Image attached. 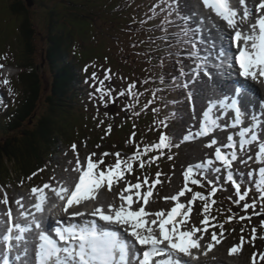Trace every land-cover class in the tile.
<instances>
[{"label":"snow or ice","instance_id":"1","mask_svg":"<svg viewBox=\"0 0 264 264\" xmlns=\"http://www.w3.org/2000/svg\"><path fill=\"white\" fill-rule=\"evenodd\" d=\"M199 2L215 17L223 21L226 29L230 30L228 35L236 47V52L233 53L228 66H238L236 67L238 75L243 77L245 82L249 79L259 82L264 78V0H254L255 7L251 12L247 7V0H199ZM169 7L171 8V5ZM177 14L179 13L177 12ZM181 19L187 21L190 16H182ZM166 23H171V21L166 19ZM245 25L247 28L244 27ZM181 31L182 37H187L189 32L195 35L199 29L193 30L186 25ZM192 48H196L195 43H192ZM190 55L200 61L192 70L193 75L190 77L192 82L195 83L201 74L212 80V73L207 68V58H201L196 51L191 52ZM220 56H224V53L221 52ZM219 66L217 65V67ZM2 67L3 65H0V68ZM181 75H185L183 69H181ZM105 78H108L107 74ZM90 79L97 81L95 72L92 73ZM98 83L102 86L104 80H99ZM3 84L8 85L9 81L5 79ZM94 87L93 95L98 94L100 102H103L106 96L112 95L110 90L105 91L102 87ZM134 87L135 85H130L127 94L138 99L137 94L132 91ZM183 87L188 88V84H184ZM119 95L124 96L125 92H121ZM153 95L155 94L153 93ZM187 98L191 101V91L188 92ZM253 102L243 84L240 87H233V98L230 100L210 99L207 108L202 112L198 129L195 132L189 130L182 137L183 142H192L196 138L210 136L216 129L223 130L226 127L236 129L243 125L244 114ZM131 107L134 108L135 105L133 104ZM221 109L227 110L225 115L234 113L230 125L225 123L222 126L219 123L220 115L213 116L214 110L218 112ZM153 111L156 110L153 109ZM135 114L139 115V112ZM173 115L175 114L173 113ZM161 124L167 126L165 121H161ZM261 127L257 118L252 116V122L248 126L239 127L238 141L230 134L227 136V143L214 148V159L209 158L195 165H189L183 172L184 188L170 198L165 197V199L177 201L175 206L167 212L163 210L154 213L146 211V205L149 203V198L152 197L153 189L161 183L160 172L156 173V179L151 184L147 177L142 182L137 177L138 182L130 183L125 180V172L133 171V161L139 160L141 155H147L154 149L160 150V155H164V149L179 147V144L173 143L170 136L161 134L159 142L150 146L146 145L143 152L137 145V151L126 159H122L121 153L117 152L114 164H105L104 158L110 155L107 152L98 159H94L96 153H91L83 163L77 155L72 171L78 175L70 184L68 181H57V187L45 183L42 186L31 188L33 200L31 207L35 210L34 212L25 209V205L22 203L23 197H21L15 200V204L18 205L16 209L18 215L14 216L13 209L9 207L7 193L5 192L3 198H0V204L5 206L4 210L0 211V261L2 264H12L14 256V260L19 264H191V260L198 259L193 250L200 252L202 247H205L201 241L204 240V233L209 231L210 219H215L210 216L212 205L216 203L211 197L215 196L218 189L212 187L207 195L193 192L188 187L189 181L193 185L203 187L199 177L207 169H213L217 173L224 171L226 181L234 189V196L230 199L241 205L245 211L256 209L259 201L260 213L258 214H264V138L256 131ZM108 131H111V126ZM132 135L134 137L135 133ZM217 144V138H212L205 147L212 149ZM253 144L258 149L255 152L254 161L260 165L258 168L259 180L258 182L253 181L255 189L245 188L234 174L235 162L239 160V163L247 165L248 160H253V156L248 155V152L251 151L250 146ZM76 147L75 144L72 145L74 151ZM222 148L230 151H222ZM240 153L244 155L241 156ZM158 158L154 156L152 161ZM168 159H172V157L168 156ZM217 162L219 166H217ZM146 163L150 164L151 161L140 160L139 168L144 169ZM101 165L104 167L101 168ZM247 175L252 176L253 173L249 172ZM53 179L55 178L53 177ZM120 181L125 182V187L118 193L119 205L99 203L98 193L100 190L106 186L107 191L111 192L113 185ZM208 182L212 183V181ZM144 185L148 186L147 190L141 193V188ZM46 190L53 193L62 202V211L69 221L80 218L82 222H69L65 226H58L55 228L54 236L41 229V222L37 218V214L42 215L45 212V205L49 201ZM185 190L192 193L191 198L187 201V206L179 202L180 198L185 196ZM250 193H254V196H250ZM133 196L136 197L135 200ZM249 199L251 202H248ZM197 200L203 202L201 213L203 219L200 221L203 227L189 224V215L193 211L191 205ZM85 202L91 204V210L82 207ZM134 204L137 207L134 208ZM21 209L25 210L21 211ZM70 209L74 210L69 211ZM177 217L181 218L178 220ZM232 219L234 217L229 216L227 221ZM239 219L242 221L245 217L241 215ZM113 226L122 228L127 238H124L120 231L114 230ZM212 227H219L221 229L219 235L223 236V224L218 223ZM261 227L264 228V222L261 223ZM34 229L37 230L35 239L38 240V243L32 246L30 254L28 234L32 233ZM256 231V228L251 229L252 240L256 238ZM210 239L217 245L221 243L216 231L210 233ZM244 243V237L241 236L240 243L230 247L229 255L239 253ZM213 247V243H207L201 254L207 255V252L211 251ZM185 257L189 259L185 260ZM258 259L264 262V253L254 252L251 264H257Z\"/></svg>","mask_w":264,"mask_h":264},{"label":"rangeland","instance_id":"2","mask_svg":"<svg viewBox=\"0 0 264 264\" xmlns=\"http://www.w3.org/2000/svg\"><path fill=\"white\" fill-rule=\"evenodd\" d=\"M15 1L16 0H0V52L1 54H7L9 56H14V53L12 52H15L17 56V47H19L20 51V46L17 44H19V41L21 40L20 32L22 30L20 31L19 29L22 17L16 16L13 13V5L15 4ZM22 1H25L26 3V0H18L17 4L21 3ZM60 1L62 2V0ZM56 2L57 0H48V6H46L44 5L43 1L39 0L36 4H33L30 7L26 5L25 7L28 10L30 20L34 24V29L37 32L36 39H34L35 53L30 57L34 60L35 64L38 63V66L43 69L42 73H45V69L48 68V64L41 55L50 39L49 37L51 36V33H49V25L51 24V21H54V16L47 15L48 10L54 5L56 6ZM151 2L152 0L149 1V3ZM183 2L186 5L180 4L174 6L171 3V0H154L153 7L147 5L145 0L135 1L136 5L140 7H148V12L154 13V42H158V44L154 43V50L151 49L147 51L145 48V51H147L146 55H149L150 58H154V63H156V66L154 65L153 80L158 81V83L155 84L158 88L154 91L155 95H151L143 90L144 85L142 83L144 81V75L137 74V77L129 76V78H124L123 76L117 77L116 75V71L120 68V60L117 56L119 46L116 43L108 41L107 38L116 41L118 37V41L123 47L124 51L127 52L129 50L134 52L137 49L136 46L139 44V36L137 38L129 37L127 42L125 36L119 35L117 33L119 32V29L116 27L106 29V24L99 25L98 29L94 28L93 25L88 26L89 24H93L92 22H89L87 26L78 24L80 22H74L70 26V30H72L74 27L76 30L75 36L73 38V40H75V38L76 40L73 42L70 48L71 54L76 55L77 58L80 59V62L77 63L81 66L82 73H84L85 68H87V71L85 72L88 73V75L85 77L84 85L87 87V89H91L94 92V86L102 87V89L105 91L110 90L112 95L106 96L105 100L100 102L98 100V94H95L94 96V93H87L90 95V99L78 105V107H76L74 110L76 113L74 114L73 121L78 123L77 126H75V137L77 139H82L75 144L77 146L76 150L74 151L72 149V144L70 143L71 141L63 143L60 139L55 151V153H58L55 155V157L54 155H51L52 160L48 161L49 167H46L45 171H37L35 175L40 177L47 171L50 176L52 175V179L49 178L46 180L47 183H50L53 187H57V181H65V179L69 176L68 173L73 168L72 164L75 162L77 155L83 163L91 153H96V157H94V159H98L103 154L104 150H111L110 155L104 158L105 164H114L116 160L115 153L117 152L121 153L122 159L132 156L137 151V145H139L141 152H143V149L146 145L150 146L159 142V137L155 136L159 129L158 117L162 112L167 113V111H170V103L173 107V111L170 113L172 115L173 113L175 114L172 116V119L175 124L179 123L178 134L172 135V133H170V131L160 123V126L162 127L160 129L161 134H167L168 131L167 135L170 136L174 142L176 139L182 138L184 135H186L189 130L196 128L195 124H197L198 113H195V108L199 106L201 108L203 107L199 100L200 83H198V88L195 89V83L199 79L197 78L198 80H196L195 83H193L191 79L189 82H186V78L183 81L178 82V79H176V75L173 72L174 70H172L170 67V65L173 64V60L184 64V62H189V58H186V55H189L194 50L199 53L197 46L195 49H193L192 44H189L187 37H182L181 31L183 28H185L184 24H187L188 22V20L185 21L181 19V14L185 10V16H189V12H192L193 7L196 6L194 3L198 4L199 0H183ZM94 3L97 2L94 1ZM100 3H103V1ZM188 4H190V6H188ZM169 5H171V8ZM19 7H21V5H19ZM128 7L131 8L130 6ZM135 10L138 11L140 9L135 8ZM169 12H171V15H169ZM177 12L179 14H177ZM144 14H147V12H144ZM166 19L168 21L172 20L171 23H166ZM82 25L85 29L88 28L86 29L85 33L82 30ZM165 29H167V31H165ZM92 30L93 32H91ZM135 30H137V28H135ZM89 32L91 33L89 34ZM98 32L100 33L98 34ZM229 41H231V39ZM168 55H171L175 58H172ZM132 57L136 58L138 56ZM177 57H180V59ZM77 58L75 59L77 60ZM143 60L147 61L145 58H143ZM164 61L166 64L163 63ZM11 62L12 60L0 55V65H3V67L0 68V97L3 95L4 98L9 100V102H5L6 105L3 104L2 107L4 109H7L6 106H9L15 101L22 102L24 93L23 87L20 85V81H17V79L19 80L20 78L18 75L21 73V71L18 69L17 73L14 75H9L5 72L4 65ZM123 66H126L127 75H133L135 73V71L133 72V70L129 67L130 65L128 61L127 63H124ZM172 67L174 66L172 65ZM92 68L95 69V71L91 70ZM106 68H109V70L107 71ZM168 71L169 75L166 76ZM93 72H95L97 75V81L90 79ZM45 74H43V76L46 79ZM106 74L108 76L107 79L105 78ZM112 75H114L115 78ZM5 79L9 81L8 85L3 84ZM99 80H104V85H99ZM184 84H188V91L192 92V97L195 102H190L187 98L188 95L180 100V88L183 87ZM18 85L20 87H18ZM130 85H135L132 91L137 94L138 99L127 94V90L129 89ZM139 85L141 86L138 87ZM260 86L262 88L264 85L261 84ZM9 89H11V91H9ZM159 90L161 92H156ZM163 90H167L168 95H166ZM121 92H125V95L120 96L119 94ZM133 104L135 105L134 108L131 107ZM113 105H116L117 107V111L115 113L114 111L111 112V106ZM153 109L156 111H153ZM137 112H139V115L135 114ZM131 114L134 116L130 117ZM83 119L85 120L83 121ZM169 120L170 119L163 120L166 122L167 126L170 125ZM101 121H103V123H101ZM230 122L232 123L231 115ZM109 126H111L110 132L108 131ZM80 129L83 131H80ZM133 133H135L134 137L132 135ZM81 134H83V136H81ZM84 134H88V136L85 137ZM210 140L211 139H208L206 142H201L200 147L197 145L199 140L197 141L195 139L192 142H186V149H184L181 153H174L171 149H164V155H160V150L154 149L153 151L148 152L147 155H141L139 160L133 161V171L131 173L125 172V180L130 183H136L138 182L137 177H139L140 182H142L143 179L147 177L149 184H151L156 179V173L160 172L161 175L159 179L161 183L157 184L153 189V199L150 202V205L152 206L153 213L161 210L165 212L170 211L172 208V200L165 199V197L170 198L171 196L177 194L179 188H181V190L184 188L183 172L186 170L185 168L189 165H195L202 162L201 159L203 161L209 158L214 159V148L226 143L227 137L223 138L222 140L217 139L218 144L213 146L212 149L205 148V145ZM54 150H52V152H54ZM239 155L243 156V153H240ZM154 156L159 158L152 161V157ZM168 156H171L172 159H168ZM53 160L56 161L53 163ZM140 160L151 161V163H146L144 169H140ZM164 161L171 162L169 163ZM52 163L53 167L51 165ZM164 163H168L170 168H164ZM217 166H219V163H217ZM103 167L104 165H101V168ZM44 168L45 167H43V169ZM14 169H16V167H14ZM65 169H67V171H65ZM208 170L214 171L213 169ZM247 171L248 168L244 166V164L238 163L234 166V174H236V177L239 180L249 176L247 174L250 171ZM206 172L207 170L205 173ZM257 172L258 171H252L253 175L249 176L252 177L253 181V177ZM205 173L201 174L202 178L205 177ZM219 174L222 178V181L221 178L219 180V182H222V184H218L220 186V190L214 197H211V199L216 201L212 207L217 213H219V216L216 217V219H213L215 223H213V225H217L218 223L223 224V233L225 234L226 232L227 234L226 238H224V234L221 237L219 235L221 229H219V227L211 228L210 226L208 233H204V241L215 244V242L211 241L210 239V233L212 231H216L218 239L221 240V243L225 244V251L229 253L231 246L240 243L241 236L251 235V229L256 228V243L249 241L246 239V237L244 238V245H248L247 250L249 253H251V256L248 255L249 264H251L252 254L254 252L256 253L255 248H260V250L264 253V247H260L261 243H264V240H259L261 238L264 239V228L261 227V223L264 222V220L256 217L257 214L260 213L259 201L257 202L256 209H249L245 211L241 205L234 203L233 199H230V197L234 196V190L225 181L224 175L226 173L221 171ZM53 177L55 179H53ZM32 178L33 175H31V179L26 180L20 175V178L14 182L3 180V184L6 187H3L2 184H0V198H3V195L6 192L9 199V204H12L11 200H17L18 198H21V192L30 194L32 187L26 185L33 181ZM258 180L255 181L258 182ZM22 181H24V183H22ZM46 181H44V183L38 184H45ZM123 187H125L124 181L122 182V188ZM147 187V185L142 186L141 193L145 192ZM190 188L192 189L191 183ZM111 192L115 191L112 189ZM202 194L206 195L207 192ZM190 195L191 193L185 190V196L183 197L184 203L187 204V201L191 198ZM250 196H254V193H250ZM167 201H169V204H166ZM248 202H251V199H249ZM195 203L196 201L191 205L193 211L189 215V222L192 221L193 224H197V226H199L200 221L203 219V215L201 214L203 202L201 201L197 204ZM150 205H146V207H149ZM0 208H3L4 210L5 206L0 204ZM212 215L214 214H212L210 210V216ZM241 215L245 217V219L242 221L239 219ZM229 216L234 217V219L227 221ZM228 222L235 223L233 229L229 228V225L227 224ZM241 229H243V231H241ZM257 262L264 264V262L259 261V259Z\"/></svg>","mask_w":264,"mask_h":264},{"label":"trees","instance_id":"3","mask_svg":"<svg viewBox=\"0 0 264 264\" xmlns=\"http://www.w3.org/2000/svg\"><path fill=\"white\" fill-rule=\"evenodd\" d=\"M17 1L13 13L22 17L17 64L21 69L19 81L24 93L22 102L12 104L0 113V181L10 182L19 179L20 175L27 180L43 169L52 160L51 155L55 157L60 139L63 143L77 140L74 131L78 123L73 118L74 110L81 102L78 92L83 88L76 59L71 57L76 30L75 27L70 30V26L74 22L87 26L98 17L94 11L96 0H62L48 10L54 21L49 25L51 36L41 55L48 64L45 71L51 76L48 75L47 84L40 66L30 57L35 53L37 32L25 2L17 4ZM40 1L48 6V0ZM83 25L85 33L88 28Z\"/></svg>","mask_w":264,"mask_h":264},{"label":"bare ground","instance_id":"4","mask_svg":"<svg viewBox=\"0 0 264 264\" xmlns=\"http://www.w3.org/2000/svg\"><path fill=\"white\" fill-rule=\"evenodd\" d=\"M93 1L94 0H92V2ZM247 7H248L250 12L253 11L254 7H255L254 0H247ZM189 16H190V19H189L190 25H196L199 27V28H197V29H199V31L197 33V42L199 45L198 51L199 50L201 51L200 55H199L201 58H205L207 56V53H208V55L213 56L218 51V48L216 46L217 42L223 43L225 45V48L229 49L227 38L230 37L228 35V32L230 30L226 29L224 22L219 20V18L215 17L214 14L210 10L205 9L201 3H198L194 7L193 12L189 13ZM244 27L247 28V25H245ZM231 43H232V41H231ZM204 50L207 51V53H205ZM200 77H203L202 79L199 80V81H202L201 91H200L202 104L207 103L210 99L217 101L220 96H223L222 97L223 99H228V100L232 96L233 93H232V90L229 87V85L226 84L225 82H223L222 80H220L217 76H214L212 78V80H209L207 77L203 76V74H201ZM230 77H231V80H233V82H234L235 81L234 76L230 75ZM249 80L251 83L255 84L256 96L264 97V86L261 88V86L258 85V83H256V81H252L251 79H249ZM243 83L247 84V82H243ZM220 91H222L223 93H220ZM259 99H255L256 104H257ZM252 100H254V99H252ZM262 102H261V109H262ZM203 110H205V108H202L200 110V113H199L200 118L202 116ZM226 111L227 110H223V109L219 110L218 112L214 110V113H213V116H215L217 114L220 115L221 118L219 120V123L222 126L225 123H227L229 125L231 124L230 113L228 115H225L224 113ZM246 113L248 114V118H251L252 109L249 106H248ZM261 124H262V127L259 130V133L261 134L262 138H264V120L261 122ZM227 131H230L231 135L234 136V139H236L238 141L239 137L237 136V132H236L237 130L230 128V127H228L227 130H225V128L223 130L216 129L210 136H208L207 139H212V138H216V137H223L226 135ZM72 165L74 167L75 162ZM72 174H73V176H72ZM68 175L69 176L65 179V181H68V183L70 184L74 179L77 178L78 174L76 172H73L71 169L69 171ZM122 182L123 181H120V182L113 185V190L115 192H110V195H109V192L106 191L107 190L106 187L101 189L100 193H98V202L101 204H105V205H107L109 203H114L116 205H119L120 201H119V197H118V191L122 188ZM180 190H181V188L178 189L177 193ZM46 193L49 196V201L45 205V212L42 215L37 214V218L43 222L48 223L49 220H51L55 217L57 210L60 209V207L62 205H61V202L58 200V198L55 197V195L53 193H51L48 190H46ZM20 197H23L22 203L25 205V209L28 211L34 212L35 210L31 207V203L33 202L32 197H31V193L27 194V193L21 192ZM133 199L135 200L136 197L133 196ZM199 202H201V201L197 200L195 204H197ZM180 203H184L183 197L180 198ZM84 204H86L87 208L89 210H91V204L89 202H85ZM166 204H169V201H167ZM184 204L187 206L186 203H184ZM13 205L15 208V215H18V213L16 212L18 205L15 204V201H14ZM133 207L135 208V207H137V205L134 204ZM25 209H21V211H23ZM2 210H3V208H0V211H2ZM146 211L153 212L152 206L150 205L149 207H146ZM180 218L181 217H177L178 220ZM30 219H31V217H30ZM191 222L192 221H190L189 223H191ZM113 228L121 229L123 231V229L120 228L119 226H113ZM31 234H35V231L30 233L29 235H31ZM197 235H199V234H197ZM207 242L208 241L202 240L201 244L204 246L205 243H207ZM224 246H225V244H223V243H220L218 245L214 244V248L211 251H209V256H212L213 258H211L209 256L208 257L201 256L199 259L191 260V264H198V263L215 264L217 261H218V263H221V264H249L248 255L251 256V253H249L247 250V247H248L247 244H245L243 246L242 250L239 253L233 254V255H229V253L227 251H225ZM193 252H194V255H197V256L201 253V252H197L196 250H193ZM195 253H197V254H195ZM13 258H14V256H13ZM184 259L188 260L189 258L185 257ZM257 264H261V263L257 262Z\"/></svg>","mask_w":264,"mask_h":264},{"label":"water","instance_id":"5","mask_svg":"<svg viewBox=\"0 0 264 264\" xmlns=\"http://www.w3.org/2000/svg\"><path fill=\"white\" fill-rule=\"evenodd\" d=\"M28 5L29 6H32L34 3H33V0H26ZM259 217H263V215H259Z\"/></svg>","mask_w":264,"mask_h":264}]
</instances>
